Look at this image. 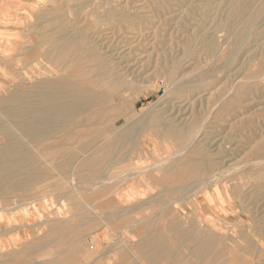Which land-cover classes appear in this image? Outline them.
<instances>
[{"label": "rangeland", "instance_id": "1", "mask_svg": "<svg viewBox=\"0 0 264 264\" xmlns=\"http://www.w3.org/2000/svg\"><path fill=\"white\" fill-rule=\"evenodd\" d=\"M87 1L70 13L69 0H0V264H147L140 251L150 254L149 243L189 256L174 231L191 222L222 239L210 264H264V0ZM82 12L102 22L74 20ZM97 31L90 48L83 33ZM33 45H61L64 63L47 66ZM51 76L62 78L61 89L73 83L78 101L86 90L91 103L20 140L10 129L15 113L38 109L47 119L62 92L35 86ZM169 126H179L169 132L175 138L203 128L200 143L175 168L119 185L134 174L130 164L168 157L141 158L140 150L160 143ZM214 172L217 183L198 190Z\"/></svg>", "mask_w": 264, "mask_h": 264}, {"label": "bare ground", "instance_id": "2", "mask_svg": "<svg viewBox=\"0 0 264 264\" xmlns=\"http://www.w3.org/2000/svg\"><path fill=\"white\" fill-rule=\"evenodd\" d=\"M75 1V0H74ZM74 1L73 0H69V3H71L70 5H69V10L70 11H68V12H70L71 13V10H74L75 8H77V11H81L83 8H85V4H86V2H79V1H75L76 3L75 4H79V5H75L74 4ZM81 1H83V0H81ZM90 1V0H89ZM89 1H87V5H88V2ZM111 2V1H110ZM53 3V2H52ZM62 3V2H61ZM89 3H91V2H89ZM92 4V3H91ZM56 5V4H55ZM85 5V6H84ZM106 5V4H105ZM97 6V5H96ZM99 6V5H98ZM100 7H102V6H100ZM110 7V6H109ZM64 8H66V7H64ZM97 8V7H96ZM99 8V7H98ZM78 9H81V10H78ZM88 10H89V8H88ZM76 11V12H77ZM86 11V10H85ZM96 11H98V10H96ZM100 11V10H99ZM67 12V13H68ZM74 12V11H73ZM104 13V12H103ZM109 13V12H108ZM73 14V13H72ZM114 14V13H113ZM66 15V14H65ZM74 15H76L74 18V20H76V19H79V21H81V20H83V21H88L89 23H90V25L91 26H93V27H96L97 26V24L100 22V20L102 19V17L100 16V15H98V14H96L95 12H91V13H87V12H82V15L81 14H77V13H74ZM73 15V16H74ZM115 15H118V14H115ZM112 16V15H111ZM126 16V15H125ZM62 17H63V15H62ZM68 17V16H67ZM109 17V16H108ZM120 17V16H119ZM56 18V17H55ZM106 19H107V16L105 17ZM104 18V19H105ZM122 18V17H121ZM59 19H60V17H59ZM68 19V18H67ZM66 19V20H67ZM108 19H110V18H108ZM116 19H117V17H116ZM125 19V18H124ZM69 20H70V18H69ZM111 20V19H110ZM121 20V19H120ZM62 21V20H61ZM106 21V20H105ZM114 21H115V19H114ZM34 22V21H33ZM67 22V21H66ZM70 22H71V20H70ZM70 22H68V24L70 23ZM84 22V23H85ZM101 22H102V20H101ZM35 23H36V21H35ZM62 24V23H61ZM60 24V25H61ZM101 24V23H100ZM85 25V24H84ZM105 25V24H104ZM63 26V25H62ZM67 25H65L64 27H66ZM87 26V25H86ZM85 26V27H86ZM58 28H59V26H57ZM56 26H55V28H57ZM37 28H39V27H37ZM54 28V29H55ZM60 28H62V27H60ZM73 28V27H72ZM81 28V27H80ZM82 28H83V26H82ZM88 28V27H87ZM97 28V27H96ZM95 28V29H96ZM66 29V28H65ZM65 29L63 28V30L65 31ZM69 30H70V28H68ZM74 29V28H73ZM27 30V29H26ZM64 31H62V32H64ZM67 31V30H66ZM75 31H76V29H75ZM78 31V30H77ZM82 31H84L83 29H82ZM101 31V30H100ZM100 31H97V32H91V33H86V36H85V33H83L84 34V36L82 35V33H80L83 37H85L86 38V40L88 41V43L90 44V48L92 47V44H94V45H96L97 44V42L99 41V39H100ZM51 32V31H50ZM79 32H80V30H79ZM102 32V31H101ZM21 33H23V32H21ZM59 34V33H58ZM61 35L62 36H64V37H67V36H65V34H62L61 33ZM60 34L58 35V36H61ZM49 36V35H48ZM58 36L54 39V40H58L57 38H58ZM70 36V35H69ZM75 36H77V34L75 35ZM80 36V35H79ZM81 36V37H82ZM37 37V36H36ZM51 37V36H50ZM73 37V36H72ZM247 37V36H246ZM62 38V37H61ZM80 38V37H79ZM60 39V38H59ZM66 39V38H65ZM83 39V38H82ZM53 40V41H54ZM45 41V40H44ZM49 41V40H48ZM48 41H46V42H48ZM67 41V39L65 40V42ZM101 41V40H100ZM43 42V41H42ZM40 43V42H39ZM101 43V42H100ZM42 44H45V42L44 43H42ZM41 44V45H42ZM48 44V43H47ZM46 44V45H47ZM62 44V43H61ZM64 44V43H63ZM89 44H87V45H89ZM35 45V44H34ZM34 45L31 47V49H32V51H33V53L34 52H37V55H39V57L40 56H42L43 58H42V60L46 63V65L48 66H50V67H54V68H60V65L62 64V63H64V61H65V59L63 58L64 56H66V53L62 50L63 48H62V46L61 45H58V46H55V47H52L51 49H48V50H44L43 52H40V50H39V46L37 45L36 47H34ZM98 45V44H97ZM45 46V45H44ZM43 46V47H44ZM78 46V45H77ZM110 46V45H109ZM89 47V46H88ZM103 47V46H102ZM106 47H107V45H106ZM49 48V47H48ZM30 49V48H29ZM28 49V50H29ZM67 49H68V47H67ZM100 49V48H99ZM236 49V48H235ZM42 50V49H41ZM94 51H95V49H93ZM106 50V49H105ZM31 51V50H30ZM104 50H102V52H103ZM26 51H24V53H25ZM68 52V51H67ZM73 52H75V51H73ZM30 52H28V54H29ZM32 53V52H31ZM82 53V52H81ZM90 53V52H89ZM104 53V52H103ZM113 53V52H112ZM67 54H70L69 52L67 53ZM79 54V53H78ZM101 54V53H100ZM108 54V53H107ZM26 55V54H25ZM36 56V55H35ZM34 56V57H35ZM88 55H86V57H87ZM94 56V55H93ZM103 56V55H102ZM116 56V55H115ZM115 56H113V57H115ZM118 56V55H117ZM25 57V56H24ZM76 57H77V55H76ZM19 58V57H18ZM33 58V57H32ZM81 58V57H80ZM97 58V57H96ZM101 59V58H100ZM108 59V58H107ZM29 60H32V59H29ZM34 60V59H33ZM80 60H83V59H80ZM105 61V60H104ZM109 61V60H108ZM112 61V60H111ZM41 62V61H40ZM40 62H38L39 64H40ZM70 61H68V63H69ZM75 62H76V60H75ZM100 62H101V60H100ZM10 63V62H9ZM77 63V62H76ZM105 64V63H104ZM108 64V63H107ZM66 65V64H65ZM65 65H64V67H65ZM73 65V64H72ZM98 65V64H97ZM97 65H96V67H97ZM47 66H45L44 68L46 69V71L48 70L49 71V69H48V67ZM75 66V65H74ZM99 66H100V64H99ZM102 66H103V64H102ZM20 67V66H19ZM63 67V68H64ZM95 67V66H94ZM105 67V66H104ZM109 67V66H108ZM73 68H75V67H73ZM21 69V68H20ZM24 69H25V67H24ZM28 69V68H27ZM70 69H71V67H70ZM69 68H68V70H67V73H68V71L70 70ZM79 69V68H78ZM85 69V68H84ZM103 68H101V70H102ZM110 70V69H109ZM16 71V70H15ZM18 71V70H17ZM65 71V70H64ZM63 71V72H64ZM75 71V73H76V70H74ZM80 71H82L81 70V68H80ZM102 71H104V70H102ZM107 71V70H106ZM178 71V70H177ZM50 72V71H49ZM62 72V73H63ZM70 72H73V71H70ZM78 72V71H77ZM62 73H60V74H62ZM100 73V72H99ZM105 73V72H104ZM103 73V74H104ZM107 73V72H106ZM83 74V73H82ZM101 74H102V72H101ZM108 74V73H107ZM21 75V74H20ZM27 75V74H26ZM66 76L68 75V74H65ZM73 76H76V75H74V74H72ZM81 75V74H80ZM24 76V75H23ZM42 76V75H41ZM50 76V75H49ZM64 76V75H63ZM66 76H64V77H66ZM73 76H71V78L73 77ZM22 77V76H21ZM52 77V76H51ZM68 77V76H67ZM54 77H52V79H50V78H44L42 81H40L38 84H36L35 86H42V85H44V86H55L56 88H55V91L57 92V89L58 90H61L62 92H60V93H56V94H54V96L52 97V99L50 100V102L53 104V106H51L52 108H50L49 110H47V114H48V118L47 119H41L40 118V115H42V112H40L38 109H35V110H33L31 113H33L32 115V117H28V114L29 113H27V112H25L24 110H22V109H19V110H21V111H18V112H16L15 113V115H16V117H17V119H18V123L16 124H14L13 123V125H10L11 127H10V129H11V131L14 133L15 131L18 133H20L19 135V138H20V140H23L24 138H32V137H39V136H42V135H44V134H42V131H44L42 128V130H38L37 129V127H39V126H44V125H51V124H56V123H58L61 119H64V118H66V117H69V118H73L75 115H77V114H79V113H81L82 111H84L85 110V108H86V106H88L87 104L89 103H91V97H89V94H88V92L86 91V90H81V95H82V97H81V99L78 101L77 100V91H75L74 89H75V87L73 86L74 84L73 83H70V82H67V83H64V85H63V89H61L60 87H59V85L61 84L60 82L62 81V78H54ZM70 78V79H71ZM77 78H79V77H77ZM81 78V77H80ZM37 79V78H36ZM82 79V78H81ZM80 79V80H81ZM79 80V79H78ZM174 80V79H173ZM262 80V79H261ZM22 82H23V80H21ZM83 81H85V80H83ZM90 81V80H89ZM36 82V81H35ZM81 82V81H80ZM79 82V83H80ZM86 82H88V81H86ZM16 83V82H15ZM37 83V82H36ZM17 84V83H16ZM27 84V83H26ZM172 84V83H171ZM19 85V84H18ZM32 85H34V84H32ZM85 85V84H84ZM196 85V84H195ZM29 86H30V84H29ZM81 86V85H80ZM91 86V85H90ZM194 86V85H193ZM6 87V86H5ZM22 87V86H21ZM83 87V86H82ZM87 87V86H86ZM38 88V87H37ZM47 88V87H46ZM78 88V87H77ZM81 88V87H80ZM84 88V87H83ZM37 90H39V89H37ZM49 90V89H48ZM27 91V90H26ZM172 91V90H171ZM80 92V91H79ZM25 94H26V92H24ZM28 93V92H27ZM53 93V92H52ZM51 93V94H52ZM21 94V93H20ZM44 94V93H43ZM15 96H17V95H15ZM36 96V95H35ZM41 96V95H40ZM48 96H50V95H48ZM169 96V95H168ZM229 96V95H228ZM29 97V96H28ZM44 97V96H43ZM215 97V96H214ZM20 98V97H19ZM30 98V97H29ZM37 98H39V96L37 97ZM41 98V97H40ZM39 98V99H40ZM6 99V98H5ZM11 99H13V98H11ZM16 99V98H15ZM223 99V98H222ZM22 100V99H21ZM26 100V99H25ZM43 100V99H42ZM48 100V101H49ZM224 100V99H223ZM45 101H47V100H45ZM115 101V100H114ZM61 102H64L65 104H61ZM31 103V102H30ZM34 103V102H33ZM32 103V104H33ZM50 103V104H51ZM26 104H28V103H26ZM44 104V103H43ZM42 104V105H43ZM67 104V105H66ZM192 104V103H191ZM194 104V103H193ZM36 105H41V102L40 101H36ZM60 105H62L63 106V108H65V110L64 109H61V107H60ZM90 106V105H89ZM114 106V105H113ZM15 108H17L18 109V107H15ZM47 108H48V106H47ZM90 108V107H89ZM25 109V108H24ZM109 109V108H108ZM26 110V109H25ZM31 109H29V111H30ZM106 110V109H105ZM27 111H28V109H27ZM88 111V110H87ZM107 111V110H106ZM154 111V110H153ZM154 113V112H153ZM210 113V112H209ZM46 114V115H47ZM211 114V113H210ZM30 115V114H29ZM81 115V114H80ZM43 116V115H42ZM41 116V117H42ZM101 116V115H100ZM150 116V115H149ZM208 116V115H207ZM154 117V116H153ZM186 117V116H185ZM209 117V116H208ZM207 117V118H208ZM14 118V117H13ZM155 118V117H154ZM154 118H151V119H154ZM128 119V118H127ZM43 120V121H42ZM48 120V121H47ZM69 120V119H68ZM71 120V119H70ZM150 120V119H149ZM205 121L206 120H208V119H204ZM62 121V120H61ZM95 121V120H94ZM114 121V122H113ZM112 122H113V126H115L116 125V122H115V120H113ZM136 121V120H135ZM147 120H145V122H146ZM172 121V120H171ZM170 121V122H171ZM189 121V120H188ZM204 121V122H205ZM175 122H176V120H175ZM207 122V121H206ZM136 123V122H135ZM143 124H145L144 122H142ZM150 123V122H149ZM160 123V122H159ZM174 123V122H173ZM182 123V122H181ZM61 124V123H60ZM59 124V125H60ZM67 124V123H66ZM180 124V123H179ZM62 125V124H61ZM128 125H130V124H128ZM177 125V124H176ZM184 125V124H183ZM182 125V126H183ZM188 125V124H187ZM186 125V126H187ZM191 125V124H190ZM194 125V124H193ZM192 125V126H193ZM205 125V124H204ZM57 126V125H56ZM55 126V127H56ZM167 126H168V124H167ZM46 127V126H45ZM54 127V129H56ZM80 127V126H79ZM128 127V126H127ZM151 127V126H150ZM179 127V126H178ZM177 127V128H178ZM185 126H183L182 128H184ZM201 127H203L202 125H201ZM76 128V127H75ZM159 128V127H158ZM164 128V127H163ZM166 128V127H165ZM176 128V129H177ZM181 128V127H180ZM217 128V127H216ZM50 129V128H49ZM74 129V128H73ZM149 129H152V128H149L148 127V130ZM176 129L174 128V127H172V126H169L167 129H166V131H165V134L163 135V140H161V142L160 143H156V142H153V144H151V146H150V148H143V149H141L140 150V156H141V158H143V157H146V156H149V155H154V156H156L155 155V153H158V152H163L162 154H164V153H170L169 155H168V157L166 158V159H164V160H159V161H157V162H155V163H153V164H150V165H146V164H144L143 162H138V164L137 163H133V164H130V168H131V170H133L132 172H134V174H132V176L131 177H129V178H120L119 177V179H117V181L119 180V185L120 184H124V183H127V182H130L131 180H136V178L139 176V175H141L142 176V174H147V173H149V174H153V173H155V171H160V172H163V171H167V170H169L170 168H175V166H176V164L177 163H179L180 161H182V158H183V155H184V153H187L188 151H190L193 147V145H194V143H195V141H196V139H197V137L199 136V131H200V129H202L201 130V132H203V128H200V129H198V132L196 133V135H194L193 137H192V135L190 136V135H187L188 133H182V134H179L176 138L174 137L175 135H173V134H175V131H176ZM186 129H187V127H186ZM48 130V129H47ZM172 130H175L174 131V133L173 134H170L169 132L170 131H172ZM180 130V129H179ZM192 130V129H191ZM190 130V131H191ZM196 130V129H195ZM5 131H8V130H6L5 129ZM10 131V130H9ZM54 131V130H53ZM145 131V130H144ZM188 131V130H187ZM161 132V131H160ZM177 132V131H176ZM185 132H186V130H185ZM4 133V132H3ZM56 133V132H55ZM67 135V134H66ZM69 135V134H68ZM130 135V134H129ZM14 136V135H13ZM11 137V136H10ZM167 137H169V138H175V139H179L180 140V142H178V144H172V145H170L169 143L168 144H166V139H168ZM200 137V136H199ZM198 137V138H199ZM45 138V137H44ZM149 139V138H148ZM174 139V140H175ZM199 139H201V138H199ZM26 140V139H25ZM29 140V139H28ZM198 140V139H197ZM176 141V140H175ZM202 141V140H201ZM25 142H29V141H25ZM170 142V141H169ZM198 142L200 143V141L198 140ZM22 144V143H21ZM137 145V144H136ZM180 145V146H179ZM169 146V147H168ZM179 146V147H178ZM178 147V148H177ZM21 148V147H20ZM136 148H137V146H136ZM14 149H15V147H13V150L12 149H10V148H6V149H3V152H4V154H6V155H9L10 156V154H8V153H10L11 151H14ZM22 149V148H21ZM135 149V148H134ZM133 149V150H134ZM23 151V150H22ZM19 152L18 154H20V157H21V159L24 157V155H25V153L24 152ZM137 151V150H136ZM171 151H172V154H171ZM1 152V151H0ZM15 152V151H14ZM13 153V152H12ZM131 153H132V149H131ZM1 154H2V152H1ZM0 154V155H1ZM138 156H139V154H138ZM5 158V157H4ZM147 158V157H146ZM79 159V158H78ZM77 159V160H78ZM148 159V158H147ZM188 159H190V158H188ZM196 160V159H195ZM198 160V159H197ZM196 160V161H197ZM87 161V160H86ZM146 161V160H145ZM205 163H207V161H205ZM259 163V162H258ZM118 165V164H117ZM207 165V164H206ZM255 165V164H254ZM258 165V164H257ZM256 165V166H257ZM81 166V165H80ZM116 166V165H115ZM246 166V165H245ZM260 166V165H259ZM208 168V167H207ZM207 168H206V170H207ZM109 169V168H108ZM233 169H234V166H233ZM232 170V169H231ZM239 170H241V168L239 169ZM6 171V170H5ZM97 171V170H96ZM108 171V170H107ZM175 171V170H174ZM124 172V171H123ZM222 172H223V170H222ZM227 172V171H226ZM92 173V172H91ZM217 173V172H216ZM218 173H220V171L218 172ZM217 173V174H218ZM224 173H225V170H224ZM126 174V173H125ZM200 174V173H199ZM214 174H215V172H214ZM222 174V173H221ZM229 174V173H228ZM101 176L102 175H100V177L98 176V179L99 178H101ZM27 177V176H26ZM207 178H204V179H201L200 181H198L197 182V184H198V187H197V189L198 188H200V189H204V188H207V187H209V186H212V185H214L215 184V182L217 181H214L213 183H211L214 179H216L217 177H218V180L220 179V175H211L210 177H208V176H206ZM222 178V177H221ZM102 179V178H101ZM100 179V180H101ZM104 179V178H103ZM143 179H145V178H143ZM141 180L140 182L141 183H146V180ZM94 181H96L97 182V180H94ZM104 181V180H103ZM102 181V182H103ZM109 181H111V180H109ZM92 182H93V180H92ZM101 182V181H100ZM193 182H195V181H193ZM104 183V182H103ZM190 183V182H189ZM217 183V182H216ZM98 184H101V183H98ZM97 184V185H98ZM193 184V183H192ZM102 185V184H101ZM196 188V187H195ZM200 189H198V190H200ZM189 194V193H188ZM131 197V196H130ZM137 208V207H136ZM233 208V207H232ZM7 211V210H6ZM124 213H125V211H124ZM123 213V214H124ZM184 218V217H183ZM185 220V219H184ZM182 221V220H181ZM200 222V221H199ZM180 225V224H179ZM186 225V224H185ZM200 227V228H199ZM211 225H209V224H206V223H204V224H202V225H197L196 223H190V225L189 224H187V226H182L181 225V227H179V228H177L176 230H175V228H173V227H170V229H172L171 231H174L175 232V234H176V236H177V238H178V243L179 242H181L182 241V239H186L185 241H184V243H183V247L185 248V250L188 248V250H190V254H189V256H183L182 254H181V252H180V254L178 255L171 247H168V245H166V244H164L163 243V245L161 244H159L160 246H158L157 244L155 245V243H149V248H151V250L152 251H150V254H148L146 251H147V247L146 248H142V250L140 251V253L142 254V256H143V258L144 257H146V260H147V264H162V263H164V262H166L167 264H210L209 263V256H211L213 253H214V249L216 248V247H218L220 244H222V239H220V238H218L217 236H216V230L215 231H212L213 229V227H211ZM138 229H139V227H138ZM169 229V230H170ZM215 229V228H214ZM193 234L191 237H189L191 234ZM220 234V233H219ZM143 241V240H142ZM145 241V240H144ZM253 242V241H252ZM58 243V242H57ZM141 243V242H140ZM255 243V242H254ZM257 243V242H256ZM260 244V243H259ZM72 245V244H71ZM170 246V245H169ZM188 246V247H187ZM189 246H191V247H189ZM260 245H258V247H259ZM43 248V247H42ZM262 248V247H261ZM261 248H259V249H261ZM262 250H263V248H262ZM180 251H182V249L180 250ZM183 251H184V249H183ZM184 253H187V250H186V252H184ZM39 254V253H38ZM88 258V256H86L85 257V259H87ZM96 260V259H95ZM145 260V261H146ZM208 260V261H207ZM60 262V261H59ZM94 262V261H93Z\"/></svg>", "mask_w": 264, "mask_h": 264}]
</instances>
